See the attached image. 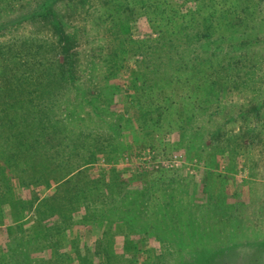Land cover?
I'll use <instances>...</instances> for the list:
<instances>
[{
	"label": "rangeland",
	"instance_id": "obj_1",
	"mask_svg": "<svg viewBox=\"0 0 264 264\" xmlns=\"http://www.w3.org/2000/svg\"><path fill=\"white\" fill-rule=\"evenodd\" d=\"M53 1L0 0V264H264V0Z\"/></svg>",
	"mask_w": 264,
	"mask_h": 264
},
{
	"label": "trees",
	"instance_id": "obj_2",
	"mask_svg": "<svg viewBox=\"0 0 264 264\" xmlns=\"http://www.w3.org/2000/svg\"><path fill=\"white\" fill-rule=\"evenodd\" d=\"M53 0H48V3L46 4H43L42 5V7H43V10H45L43 13H47L48 11H50L51 10V8L50 7H52L53 5ZM50 8V10H48ZM41 8L39 7V10H40ZM45 17L47 16V14H45L44 15ZM172 16V15H171ZM173 17V16H172ZM172 17H170L171 19H170V21H175ZM174 25H175V23H174ZM173 27H175V26H172V28ZM176 28V27H175ZM178 29H180V28H178ZM67 41H68V39H66L65 38V42L67 43ZM11 166V165H10ZM21 256V258H19V259H16L15 260V263L14 264H25L26 263V260H28L27 258H26V255H25V259H23V257H22V255H20ZM29 261V260H28ZM86 261L83 259V263H85ZM196 262V261H195ZM198 262V261H197Z\"/></svg>",
	"mask_w": 264,
	"mask_h": 264
}]
</instances>
